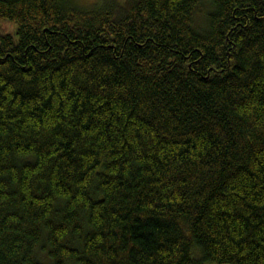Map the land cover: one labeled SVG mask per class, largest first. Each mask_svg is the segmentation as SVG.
<instances>
[{"label":"trees","instance_id":"16d2710c","mask_svg":"<svg viewBox=\"0 0 264 264\" xmlns=\"http://www.w3.org/2000/svg\"><path fill=\"white\" fill-rule=\"evenodd\" d=\"M264 264V0H0V264Z\"/></svg>","mask_w":264,"mask_h":264},{"label":"rangeland","instance_id":"374dc122","mask_svg":"<svg viewBox=\"0 0 264 264\" xmlns=\"http://www.w3.org/2000/svg\"><path fill=\"white\" fill-rule=\"evenodd\" d=\"M81 4H90L93 3L95 0H77ZM120 1V0H119ZM122 1V0H121ZM209 264V263H208Z\"/></svg>","mask_w":264,"mask_h":264}]
</instances>
